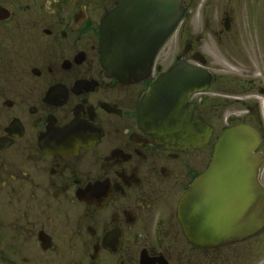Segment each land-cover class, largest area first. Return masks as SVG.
Returning a JSON list of instances; mask_svg holds the SVG:
<instances>
[{"label":"flooded vegetation","instance_id":"flooded-vegetation-1","mask_svg":"<svg viewBox=\"0 0 264 264\" xmlns=\"http://www.w3.org/2000/svg\"><path fill=\"white\" fill-rule=\"evenodd\" d=\"M178 1L183 17L151 76L127 84L103 65L102 22L122 8L152 21L167 3L0 0V264H199L201 253L217 264L222 251L226 264H264V230L201 250L178 217L224 132L255 129L264 156V0ZM184 62L206 63L209 88L190 101L212 137L165 149L139 106Z\"/></svg>","mask_w":264,"mask_h":264},{"label":"water","instance_id":"water-1","mask_svg":"<svg viewBox=\"0 0 264 264\" xmlns=\"http://www.w3.org/2000/svg\"><path fill=\"white\" fill-rule=\"evenodd\" d=\"M146 2L168 5L159 10L163 16L152 17V21H135L123 14L131 10L122 8L102 23L103 65L123 83H138L151 75L156 54L183 15L178 0ZM209 84L206 70L187 63L176 65L153 82L143 97L140 127L165 149L201 148L209 142L212 129L189 97ZM260 143V135L249 126L225 132L210 167L183 195L179 220L186 238L195 246L225 247L250 239L264 229V188L259 181L264 157L256 152Z\"/></svg>","mask_w":264,"mask_h":264},{"label":"rangeland","instance_id":"rangeland-1","mask_svg":"<svg viewBox=\"0 0 264 264\" xmlns=\"http://www.w3.org/2000/svg\"><path fill=\"white\" fill-rule=\"evenodd\" d=\"M226 255H227L226 251L218 252V254L216 255L217 264H226ZM199 264H214V260L212 259L211 256H209V254L201 253L199 257Z\"/></svg>","mask_w":264,"mask_h":264}]
</instances>
